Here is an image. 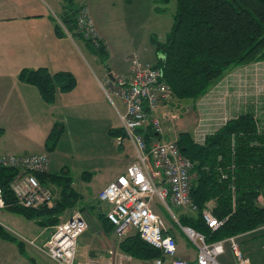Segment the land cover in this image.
I'll use <instances>...</instances> for the list:
<instances>
[{
    "label": "trees",
    "instance_id": "trees-1",
    "mask_svg": "<svg viewBox=\"0 0 264 264\" xmlns=\"http://www.w3.org/2000/svg\"><path fill=\"white\" fill-rule=\"evenodd\" d=\"M62 1L63 12L55 26L57 35L68 33L82 39L76 31L80 7L74 0ZM174 1L172 24L164 39L153 34L149 41L154 46V65L161 68L162 78L175 98L196 100L229 68L264 60V0ZM83 41L102 63H106L108 51L101 39ZM18 79L34 86L48 104L55 101L58 93L73 90L77 83L70 71H51L46 66L22 68ZM63 131L60 122L53 124L44 141L45 151L49 153L56 148ZM2 133L0 127V135ZM108 133L125 137L122 127L109 128ZM176 143L192 162L190 195L197 207L194 216L180 214L177 217L179 225L201 233L206 242H214L251 232L264 223V130L259 128L251 113L230 118L208 133L203 142L195 141L189 131H180ZM17 173L18 169L0 164L6 208L34 220L41 227H53L60 215L81 199L72 186L69 169L64 166L58 171L36 173L42 185L57 187L55 206H21L10 188ZM91 175L84 171L81 177L88 181ZM210 201L213 202L211 213L222 221L215 229L208 226L201 214ZM101 219L113 230L105 215ZM0 237L15 242L20 251L24 250L23 242L1 224ZM118 246L136 259L151 260L161 256V251L143 241L136 231L120 239Z\"/></svg>",
    "mask_w": 264,
    "mask_h": 264
},
{
    "label": "crops",
    "instance_id": "crops-1",
    "mask_svg": "<svg viewBox=\"0 0 264 264\" xmlns=\"http://www.w3.org/2000/svg\"><path fill=\"white\" fill-rule=\"evenodd\" d=\"M115 1L120 3L123 22L127 24V30L134 40L132 50L134 49L143 59H146L145 57L154 59V46L150 42L142 44L136 38L141 36L148 21L150 29L154 30L148 31L146 35L148 40L153 34L158 37L156 28H161L169 21L164 29L165 37L172 24L173 9L172 12L170 10L166 12L165 7L170 0L163 2L162 7L157 5L158 0H74V3L78 7H86L95 23L99 18L104 20L107 14L116 13ZM62 12V0H0V127L3 128L0 135V154L44 152L45 138L55 122L62 123L69 116L82 117V110L95 105L92 104L93 100L107 99L100 85L102 80L96 75L91 77L79 64L82 63V59L75 52V39L68 33L57 35L55 26ZM166 13L169 15L168 20L161 18ZM105 42L108 62L111 49L108 42L106 40ZM93 57L101 75H104L103 64H106L105 73L111 72L115 66L120 71H128L125 61H123L125 66L116 59L107 65L99 61L97 55L93 54ZM40 66H46L51 71H70L77 81L75 88L69 92L58 93L51 104L45 103L34 86L18 79L20 69ZM83 105L87 107L83 108ZM245 113H251L260 129L264 128V60H253L233 66L215 82V123L220 127L230 118ZM116 126H120V122L111 125L110 128ZM28 134H31V137L25 136ZM122 143L123 151L113 160L118 165L116 173L102 181L93 192L87 190L88 188L84 191L76 189L72 177V186L81 195V199L74 207L66 209L61 216L68 219L77 210H89L87 229L77 239L78 252L81 256L97 257L103 262L121 260L122 264H150L151 260L134 257L104 258L109 251L121 252L118 246L120 238L102 221L101 216L104 215L108 204L98 200L97 196L98 192L124 171L134 159L131 144L126 139H123ZM128 148L132 149L131 154L128 153ZM64 166L66 165H62ZM50 171L58 170H54L51 165ZM90 181L91 179L85 183L89 184ZM4 209H0V224L4 226L2 221L11 224L15 231L4 227L18 239L17 235H22L42 243L48 237L51 228L41 227L31 219ZM194 214L192 212L189 215ZM166 228L176 237L177 255L194 264L196 249L184 231L182 229L180 233L175 231L167 222ZM236 239L240 250L252 259V263H255L253 258H264L262 231H251L238 235ZM23 244L24 250L20 251L15 242L0 237V264H43L44 261L36 258L47 257L34 246ZM217 258L222 264H235L229 242L224 243V250Z\"/></svg>",
    "mask_w": 264,
    "mask_h": 264
},
{
    "label": "built area",
    "instance_id": "built-area-1",
    "mask_svg": "<svg viewBox=\"0 0 264 264\" xmlns=\"http://www.w3.org/2000/svg\"><path fill=\"white\" fill-rule=\"evenodd\" d=\"M77 31L89 39L97 40L93 20L84 6L77 13ZM127 59L126 73L112 74V78L107 77L100 85L113 103L117 99L122 104V110L116 103L114 106L125 139L132 146L134 159L98 192L97 197L108 204L104 215L117 237L123 238L133 230L138 232L143 241L161 251V256L151 259L150 264H190L187 259L177 255L176 237L167 231L162 216L153 207H163L177 223L178 219L171 211L172 206L197 212L190 195L192 162L181 153L175 139L163 136L161 122L154 115L158 107L171 99L173 92L162 78L161 68L143 61L136 52ZM218 127L215 123L211 131H199L196 141L203 142L205 136ZM0 164L18 169L10 183L17 204L31 208L55 206L57 196L49 186L42 185L36 176V173L49 171L50 157L47 152L0 154ZM6 207L0 184V209ZM201 214L212 229L222 223L208 208H204ZM87 226L84 214L76 211L70 218L55 224L42 243L17 236L56 264H122L121 260L103 262L91 256L81 257L77 239ZM180 227L196 249L194 264H222L217 257L223 252L226 241L230 244L235 264H251L249 257L240 250L237 236L206 242L204 236L191 227ZM253 231L264 233V223ZM119 258L128 256L122 254Z\"/></svg>",
    "mask_w": 264,
    "mask_h": 264
},
{
    "label": "rangeland",
    "instance_id": "rangeland-1",
    "mask_svg": "<svg viewBox=\"0 0 264 264\" xmlns=\"http://www.w3.org/2000/svg\"><path fill=\"white\" fill-rule=\"evenodd\" d=\"M162 3V1H159L157 5L162 7V5H164ZM114 5L117 8L115 14H107L108 16H106L104 20L103 18H99L98 22L96 21L93 23L95 31L97 32L96 39H101L106 44V48L107 43L105 40L110 45V59L108 62H106L107 65L116 59L121 61V64H123L122 66H125L123 61H125L128 65V56L136 51L134 49L132 50L134 40L131 38L129 30H127V24L123 22V15H121L123 10L119 8L120 3L115 1ZM174 5V0H170L168 4H165L166 12L169 10L172 12V9L174 10ZM168 16L169 15L166 13L165 15H162L161 18H166L168 20ZM168 24L169 21L162 25L161 28H156V34L161 39L164 38V29ZM148 31H154L152 28L150 29L149 21L145 24V28L142 30V37L137 36L136 40L142 44H149L150 41L146 36L148 35ZM79 34L81 35L82 39L79 37H73L76 41L74 45L75 52L79 57L81 56L80 58L82 59V63L79 62V64L85 68L91 77H95L96 75V77L104 82V80L109 77V72L105 73L106 64H103L102 68L104 75H101L93 60V54L95 53L92 50L88 51V49H86L87 46L84 45L83 40L89 38L85 37L83 33L79 32ZM102 37H104L105 40ZM90 39L93 40L92 38ZM138 56L140 57L139 54ZM145 58L146 59L140 57V59L146 62L154 63L155 61V57L154 59L150 57ZM116 67L117 66L112 69L113 72L111 71L113 75L125 72L116 69ZM106 98V100H102L100 98L93 100L92 104L95 105H92L90 108L91 110L89 107H87V105H83V108L84 106L87 108L86 110H82V117L69 116L68 118L64 119L61 123L64 127V131L57 143L56 148L51 152V154H49L47 151H44L49 154L50 162L54 170H59L62 165H66L74 179V185L79 191H84V189L88 188L87 190L93 192L102 181L116 173L118 165L116 164V161L113 160L116 158V156H120V152L123 151L122 149L124 145L122 140L125 139V137L111 136L108 133V129L111 127V125H117L120 122L114 103H116V105L121 110L123 107L119 100L114 99L113 103V101H111L108 97ZM96 101L98 102L95 103ZM154 115L161 122L163 136L165 138L176 140L177 134L180 131H189L192 134L193 139L196 141L195 138H197V133L199 131L208 132L215 128V84H213L206 93L201 95L196 100L177 99L174 97V95H172L171 99L166 104L158 107V109L154 112ZM117 127L120 126H116L114 128ZM30 135L31 134L25 136L31 137ZM128 153L131 154L132 149L128 148ZM51 165L49 166V171L51 170ZM84 171L91 172L92 174V178L90 177L91 183L89 184H86L85 182L87 180L81 177V174ZM48 186L58 198L57 187L53 184H49ZM212 205L213 202L210 201L205 208L210 209ZM153 207L162 216L165 225L166 222L169 223L175 231L180 233V229L182 228L174 220L169 211H162L161 208L157 207V205ZM4 210L8 209L6 208ZM77 211L82 212L86 220H88L87 218L90 214L88 209H80ZM171 211L175 214L176 218L180 214L189 215L192 213L189 209L174 206L171 207ZM194 213L196 214V212ZM65 218L66 216L63 217L60 215L58 222L66 220ZM2 223L9 229H15L8 222L2 221ZM132 232H128L126 235ZM180 236L181 239L184 240V237L181 234ZM122 254L128 256V258L131 257L122 251H109L104 258H119V255ZM81 257L89 256L87 255ZM36 259L44 261L43 264H56L50 258ZM249 259L251 264H264V258H253L255 263H252L251 258Z\"/></svg>",
    "mask_w": 264,
    "mask_h": 264
},
{
    "label": "water",
    "instance_id": "water-1",
    "mask_svg": "<svg viewBox=\"0 0 264 264\" xmlns=\"http://www.w3.org/2000/svg\"><path fill=\"white\" fill-rule=\"evenodd\" d=\"M108 75H109L110 78H112V73L110 71H109V74Z\"/></svg>",
    "mask_w": 264,
    "mask_h": 264
}]
</instances>
